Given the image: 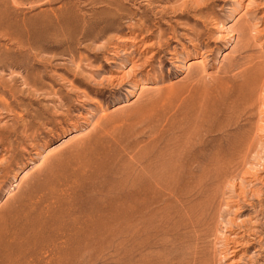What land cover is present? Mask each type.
<instances>
[{
	"label": "rangeland",
	"instance_id": "374dc122",
	"mask_svg": "<svg viewBox=\"0 0 264 264\" xmlns=\"http://www.w3.org/2000/svg\"><path fill=\"white\" fill-rule=\"evenodd\" d=\"M0 264H264V0H0Z\"/></svg>",
	"mask_w": 264,
	"mask_h": 264
},
{
	"label": "bare ground",
	"instance_id": "6f19581e",
	"mask_svg": "<svg viewBox=\"0 0 264 264\" xmlns=\"http://www.w3.org/2000/svg\"><path fill=\"white\" fill-rule=\"evenodd\" d=\"M182 9V8H181ZM183 11V13H181V16H186V15H188V13L190 12V9H185V10H182ZM186 11V12H185ZM185 12V13H184ZM164 33H165V31H164ZM164 33H162L161 35H159V38H161L162 37V35L164 34ZM172 41V40H171ZM165 42V41H164ZM239 138H241V136H239ZM237 141V140H236ZM241 141V140H240ZM238 144V143H237ZM241 144V143H240ZM218 167V166H217ZM11 237V236H10ZM9 237V238H10ZM12 238V237H11ZM17 239V238H16Z\"/></svg>",
	"mask_w": 264,
	"mask_h": 264
}]
</instances>
